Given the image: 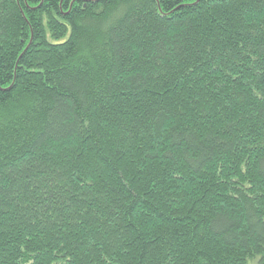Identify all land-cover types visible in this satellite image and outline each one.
<instances>
[{
  "label": "trees",
  "instance_id": "16d2710c",
  "mask_svg": "<svg viewBox=\"0 0 264 264\" xmlns=\"http://www.w3.org/2000/svg\"><path fill=\"white\" fill-rule=\"evenodd\" d=\"M0 264H264V0H0Z\"/></svg>",
  "mask_w": 264,
  "mask_h": 264
}]
</instances>
